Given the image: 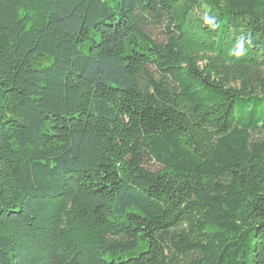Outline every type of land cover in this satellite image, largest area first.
I'll return each mask as SVG.
<instances>
[{
	"label": "trees",
	"instance_id": "trees-1",
	"mask_svg": "<svg viewBox=\"0 0 264 264\" xmlns=\"http://www.w3.org/2000/svg\"><path fill=\"white\" fill-rule=\"evenodd\" d=\"M0 264H264V0H0Z\"/></svg>",
	"mask_w": 264,
	"mask_h": 264
},
{
	"label": "clouds",
	"instance_id": "clouds-1",
	"mask_svg": "<svg viewBox=\"0 0 264 264\" xmlns=\"http://www.w3.org/2000/svg\"><path fill=\"white\" fill-rule=\"evenodd\" d=\"M206 22H207V21H206ZM249 43H250V41H249ZM238 47L241 48V49H243V40H240V41H239V43H238ZM243 55H244V52L241 51V52H239V53L237 54V57H242Z\"/></svg>",
	"mask_w": 264,
	"mask_h": 264
},
{
	"label": "rangeland",
	"instance_id": "rangeland-1",
	"mask_svg": "<svg viewBox=\"0 0 264 264\" xmlns=\"http://www.w3.org/2000/svg\"><path fill=\"white\" fill-rule=\"evenodd\" d=\"M150 164H152V163H150ZM148 167H150L152 170H155L157 168L156 165H150Z\"/></svg>",
	"mask_w": 264,
	"mask_h": 264
}]
</instances>
